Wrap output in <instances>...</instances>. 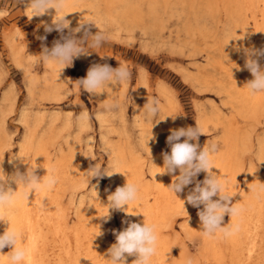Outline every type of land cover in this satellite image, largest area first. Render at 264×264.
<instances>
[{
  "label": "rangeland",
  "instance_id": "1",
  "mask_svg": "<svg viewBox=\"0 0 264 264\" xmlns=\"http://www.w3.org/2000/svg\"><path fill=\"white\" fill-rule=\"evenodd\" d=\"M26 4L0 0V173L14 177L47 157L39 178L48 168L58 178L50 201L41 207L61 209L65 230L44 228L38 259L43 264H72L65 251L75 250L79 264H110L113 230H124L127 224L122 221H145L156 225L158 235V254L151 264L164 259L177 264L189 259L192 264H264V93H249L246 84L253 77L245 67L250 51L264 49L262 14L232 15L223 0H67L57 14L50 9L29 20ZM51 15H66L69 28L45 32V24L53 25ZM81 25L76 38L87 29L92 35L100 31L106 40L62 71L42 60L45 46L62 43V36ZM41 36L46 39H38ZM251 58L264 67V56ZM105 63L127 67L130 79L106 83L95 96L76 85L90 66ZM154 97L160 111L149 120L144 105ZM196 124L203 134L190 143H199L201 149L218 146L211 156L212 171L216 168L221 182L231 181L226 189L233 195L230 204H242L245 180L252 177L249 199L256 204L241 205L239 215L241 223L251 219L252 237L246 243L242 238L238 249L229 244L231 237L204 236L197 215L203 206L197 209L186 201L205 172L175 194L169 188L173 175L161 173L163 153L171 151V130ZM93 166L116 173L91 179L88 170ZM13 182L9 179L8 186L15 191ZM127 182L140 189L132 203L136 215L126 206L109 209L108 196ZM14 211L13 205L0 210V234L10 229ZM229 220L225 214L224 226ZM249 242L256 257L248 261L244 247ZM10 251H0L1 264L8 262ZM135 258L126 256V264Z\"/></svg>",
  "mask_w": 264,
  "mask_h": 264
},
{
  "label": "clouds",
  "instance_id": "2",
  "mask_svg": "<svg viewBox=\"0 0 264 264\" xmlns=\"http://www.w3.org/2000/svg\"><path fill=\"white\" fill-rule=\"evenodd\" d=\"M23 3L24 0H18ZM67 0H27L26 9L29 12L27 16L29 20L33 17H40L48 13L50 9H54L56 14L66 7ZM0 15H3L0 12ZM66 15H55L53 25H44L45 32L56 30L63 33L64 29H68L70 21L65 19ZM83 25L70 30V34L62 36L63 42L60 40L54 42L53 47L49 49L44 47L41 58L44 62H53L61 67V71L66 67L73 65L74 58H79L82 54H87L90 48H98L106 40V36L98 31L92 35L87 29L81 38H76L75 33L82 30ZM45 40L46 37H38ZM87 44V47H85ZM249 58L245 62V67L250 71L253 79L246 84L249 93L256 95L264 93V67H262L252 56H264V49L259 51H250ZM61 73V72H60ZM130 72L127 67L119 65L116 68L109 64H93L87 70L85 77L75 81L76 85L82 88L88 94L98 95L106 83L120 84L130 79ZM145 118L154 119L160 111V101L157 98L148 100L144 105ZM203 134L201 127H181L172 129L171 134L167 137V144L170 146V153H163L164 167L161 173L173 175V183L169 186L171 192L180 193L184 188L192 184L197 175L205 172L202 182H196L186 197L188 204L202 210L197 215L201 221L202 233L208 238H215L217 234H222L224 238L236 235L240 231L239 224H230L221 226L225 214L230 217L239 216L242 208L236 204H230L232 197L226 191V181L221 182L218 175L212 169L213 162L211 156L217 152L218 146L210 144L202 149L199 143H190V141H198L199 136ZM181 138H184L181 142ZM36 166H30L23 174L17 172L14 177L9 178L5 173H0V210L13 205L18 198L28 200L29 194L39 192L41 190L51 191L58 183V178L52 169H47V175L39 178L35 174ZM2 169V168H0ZM179 171V175L175 173ZM88 173L92 178L103 176H112L106 173L102 168L96 166L90 167ZM9 179L15 180L21 191H13L8 186ZM264 190V184L261 185ZM140 189L137 184L127 182L123 187H117L116 190L108 196L109 209L125 210V206L138 200ZM218 197V199H213ZM183 203H185L183 201ZM131 214V213H130ZM134 215V214H131ZM136 215V214H135ZM109 218V214L105 217ZM0 220H3L0 214ZM127 227L122 231L113 230L116 242L108 249L107 260L110 264H126V256H135L133 264H151L152 258L157 254L158 235L155 224L146 223L141 225L137 222L122 221ZM102 235V233H99ZM22 240V235L15 230L7 228L0 234V251L5 247H10L8 253V264H25L30 254V249L18 246V242ZM186 264H192L191 259Z\"/></svg>",
  "mask_w": 264,
  "mask_h": 264
},
{
  "label": "bare ground",
  "instance_id": "3",
  "mask_svg": "<svg viewBox=\"0 0 264 264\" xmlns=\"http://www.w3.org/2000/svg\"><path fill=\"white\" fill-rule=\"evenodd\" d=\"M223 4H224V8L225 10L232 14V15H237V16H242L244 14H246L247 12H260L262 14V16L264 17V0H223ZM50 17V21H54L55 16H49ZM258 96V95H256ZM260 96V93H259ZM258 98V97H257ZM259 99V98H258ZM8 115V114H7ZM203 130V129H202ZM205 131V130H204ZM47 157H40L36 163L34 164V166L37 165L36 169H35V174L38 176V172L41 170L42 163H44L45 161H47ZM33 166V167H34ZM45 166V165H44ZM47 166V164H46ZM45 166V167H46ZM48 167V166H47ZM49 169V168H48ZM43 170V169H42ZM216 168L213 170V172L215 173ZM20 173V172H19ZM45 173V172H44ZM47 173V172H46ZM217 173V172H216ZM23 174V173H22ZM16 175V174H15ZM153 175L156 178V174L153 173ZM39 177V176H38ZM43 177V176H42ZM251 176H248L245 180V196L244 198L242 197L241 201L242 204L241 205H246L247 202H249L250 206H255V202L251 203V198L250 197V193L253 190V185H251ZM226 180V178H224ZM135 180V179H134ZM225 182V181H224ZM226 189L230 188V186L228 184L231 183V181L226 180ZM58 184V183H57ZM13 188L15 191H17V193H19L21 191V188L16 184L15 180L12 184ZM50 192L51 191H47V190H41L39 192H32L29 194V198L28 200H24L23 198H18L16 199L15 203L13 204L14 208H15V215L12 217V219L10 220L11 226L10 229L11 230H15L18 233H20L22 235V240L18 242V246H23V247H27L29 248L30 254L28 259L25 261V264H43L42 261H40L38 259V257L40 256L39 253V244L41 243V240L43 238V231L44 228L48 227V228H55V230H59L58 232L65 230L63 229L61 226L62 224H64L63 220H62V215L63 213L60 212V210H56L55 212H52L51 209H49L48 207L42 208L41 206L43 203L47 200H49L50 198ZM56 193V192H55ZM234 194V193H233ZM232 197L230 198V200L233 198L232 194H229ZM252 195V194H251ZM143 197H140V199H142ZM257 200V198H256ZM50 201V200H49ZM48 205V204H47ZM45 204V206H47ZM55 206V203H54ZM126 209L129 210H133L130 213L131 214H135V205L134 204H129L128 207L126 206ZM258 210V209H257ZM264 212V211H263ZM262 212V213H263ZM243 213V212H242ZM254 214V213H253ZM258 216V215H257ZM242 217V216H241ZM263 217V216H261ZM65 219V218H64ZM258 219V217L256 218ZM260 220V219H259ZM257 220V222L259 221ZM262 221V219H261ZM251 219L250 221H244L241 223V220L239 219V216L236 217H230L229 223L230 224H239L240 226V231L231 237V239H229V244L231 245V247H233V249L239 247L242 244L241 240L242 238H244V242L246 243L250 238L252 231L249 229L250 225H251ZM255 224V223H254ZM261 225V224H260ZM260 225H256V231L258 232L260 229ZM264 225V224H263ZM221 226H224V220L221 224ZM262 226V225H261ZM66 227V226H65ZM264 228V227H263ZM78 229V228H77ZM54 230V232H55ZM53 231V230H52ZM76 232V231H75ZM64 233V232H63ZM83 234V232H82ZM257 234V233H256ZM55 235H58L55 233ZM70 235V234H69ZM221 234H217V236H220ZM46 236V235H45ZM257 237V235H255ZM252 237V236H251ZM255 237V238H256ZM249 238V239H248ZM263 238V237H262ZM261 238V239H262ZM258 239V238H257ZM256 239V241H257ZM81 240V238H80ZM255 240V239H254ZM66 241V240H65ZM250 241V240H249ZM255 242V241H254ZM260 242V241H258ZM96 243V242H95ZM249 246H247L246 248L244 247V249H246L247 254L245 256V259H247L249 261V259H251L253 256V252H254V244H252L251 242H249ZM68 244V243H67ZM77 244H79V238L77 241ZM60 245V244H59ZM260 245V244H259ZM78 246V245H77ZM91 246H93L91 244ZM256 247V245H255ZM63 248V247H62ZM80 248V247H79ZM90 248V247H89ZM94 248V247H93ZM258 248V247H257ZM256 248V249H257ZM45 249V248H44ZM77 249V248H76ZM83 249V247H82ZM232 249V248H231ZM238 249V248H237ZM242 249V247L240 248ZM239 249V250H240ZM50 250V249H49ZM243 250V249H242ZM45 251V250H44ZM231 251V250H230ZM51 253V252H50ZM59 253V252H58ZM80 253V252H78ZM89 253V251H88ZM234 253V251H233ZM101 254V253H100ZM158 254V253H157ZM232 254V253H231ZM235 254H237V252L235 251ZM39 255V256H38ZM65 255L68 256V258L70 259V262L72 264H79V260H78V256L79 254H77V252H75V250H66L65 251ZM234 255V254H233ZM259 255V254H258ZM91 256V255H90ZM232 256V255H231ZM230 256V257H231ZM160 257V256H158ZM236 257V256H235ZM254 257H256L254 255ZM253 257V258H254ZM42 258V257H41ZM176 258V257H175ZM233 258V257H232ZM92 259V258H90ZM136 259V258H135ZM48 260V259H47ZM55 260V259H54ZM129 260V259H128ZM168 260V261H167ZM164 259V261L161 264H177L176 262H169V259ZM236 260V259H235ZM241 260V259H240ZM253 260V259H252ZM56 261H58L56 259ZM92 261V260H91ZM131 261V260H130ZM227 261V260H225ZM243 261V260H241ZM246 261V260H245ZM108 262V261H107ZM132 262V261H131ZM160 262V261H159ZM178 262H180L179 264L182 263V260H179ZM52 263V262H51ZM57 263V262H56ZM92 263V262H91ZM94 263V262H93ZM102 263V262H101ZM133 263V262H132ZM152 263V262H151ZM247 264V261L245 262ZM252 263V262H251ZM1 264V263H0ZM2 264H8V262L2 263ZM156 264V263H155ZM249 264V263H248Z\"/></svg>",
  "mask_w": 264,
  "mask_h": 264
}]
</instances>
